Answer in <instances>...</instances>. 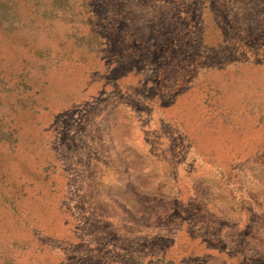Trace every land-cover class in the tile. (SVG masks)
Returning <instances> with one entry per match:
<instances>
[{
	"label": "rangeland",
	"instance_id": "obj_1",
	"mask_svg": "<svg viewBox=\"0 0 264 264\" xmlns=\"http://www.w3.org/2000/svg\"><path fill=\"white\" fill-rule=\"evenodd\" d=\"M264 264V0H0V264Z\"/></svg>",
	"mask_w": 264,
	"mask_h": 264
},
{
	"label": "crops",
	"instance_id": "obj_2",
	"mask_svg": "<svg viewBox=\"0 0 264 264\" xmlns=\"http://www.w3.org/2000/svg\"><path fill=\"white\" fill-rule=\"evenodd\" d=\"M102 264H111V263H102Z\"/></svg>",
	"mask_w": 264,
	"mask_h": 264
}]
</instances>
